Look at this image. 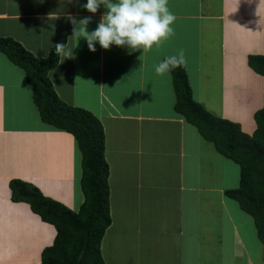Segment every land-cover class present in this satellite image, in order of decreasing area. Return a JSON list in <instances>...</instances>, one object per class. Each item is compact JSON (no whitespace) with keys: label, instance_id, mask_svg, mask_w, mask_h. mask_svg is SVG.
I'll return each instance as SVG.
<instances>
[{"label":"crops","instance_id":"crops-1","mask_svg":"<svg viewBox=\"0 0 264 264\" xmlns=\"http://www.w3.org/2000/svg\"><path fill=\"white\" fill-rule=\"evenodd\" d=\"M86 2L0 0V36L40 59L63 41L72 50L73 56H61L49 77L62 101L90 112L103 125L113 220L106 234L114 227L113 208L132 196L142 205L162 204L181 227L178 237L200 235L201 244L217 249L221 259L229 253L240 264H264L259 235L257 240L255 232V241L243 236L231 219L229 206L238 203L225 193L230 189L227 158L175 110L172 74L159 76L154 69L183 50L194 101L253 135L255 114L264 106V76L249 59L264 57V0H169L175 36L146 54L144 63L142 52L129 55L127 48L104 50L98 44L92 52L83 38L73 37L69 17H92V31L105 11L101 6L92 14L82 7ZM82 161L75 137L42 121L25 72L0 53V264H42L44 250L57 236L55 226L29 204L12 199L11 182L31 184L78 213L85 202ZM233 163L240 185V167ZM184 240L175 253L178 264H201L192 258L200 254L193 247L197 253L183 258ZM225 242L231 243L229 251L222 250ZM105 248L102 242V256L110 264L121 248L118 243Z\"/></svg>","mask_w":264,"mask_h":264},{"label":"trees","instance_id":"trees-1","mask_svg":"<svg viewBox=\"0 0 264 264\" xmlns=\"http://www.w3.org/2000/svg\"><path fill=\"white\" fill-rule=\"evenodd\" d=\"M55 49L56 46L46 59H40L21 43L0 36V53L25 72L42 121L75 137L83 155L81 183L85 202L78 213L73 212L43 196L35 186L20 180L10 184L12 199L29 204L44 222L57 229L53 246L43 252L42 264H105L101 245L113 221L105 132L94 115L67 105L57 95L49 77L61 58ZM249 65L264 76V57H250ZM171 74L176 95L175 110L197 127L220 154L239 165L240 185L225 193L254 219L264 243V106L255 114L257 129L250 136L237 124L213 116L194 101L184 67L174 69Z\"/></svg>","mask_w":264,"mask_h":264},{"label":"rangeland","instance_id":"rangeland-1","mask_svg":"<svg viewBox=\"0 0 264 264\" xmlns=\"http://www.w3.org/2000/svg\"><path fill=\"white\" fill-rule=\"evenodd\" d=\"M224 164L229 169L228 177L226 178V187L235 190L239 187V181L237 182L236 180L238 174L234 168L235 164L229 159ZM233 181H235V185H233ZM40 193L44 196L41 191ZM116 193L117 191H115L114 195ZM131 197L125 199L123 202H119L113 208L114 227L107 232L103 239V244L107 249L113 243H118V248H121V252L117 253L119 257H112L111 255L113 260L109 262L110 264H178L179 256H175V253H177L178 247L183 244V239H185L182 251L184 259L186 255L197 253L192 250V247L200 251V254L197 253L199 257L192 255V258H198L200 261H203L201 264H217L219 259H221L220 254L217 253V249L212 250L213 247L201 244L202 236H196L199 241L193 234L188 237L184 235L178 237L177 234L181 227H179L178 223L174 222L175 219L166 216L162 204L159 205L152 201L150 204L146 203L142 205ZM237 206V208H235L236 206H229L231 219H235L234 221L237 223L240 231L244 233L243 236L247 234L248 237H251L255 241L256 232L258 240V231L254 223L255 221L253 220V222L252 218L251 222L246 225L239 224L244 218L249 220L250 216L240 211L239 204ZM244 213L245 215L243 216ZM218 232L219 229L215 233V238H217ZM223 247L224 249L222 250L229 251L231 249V243L228 242L226 244L225 242ZM251 257H254L253 252L251 253ZM221 260V264L241 263V260L236 259L234 254L229 253L224 254Z\"/></svg>","mask_w":264,"mask_h":264},{"label":"clouds","instance_id":"clouds-1","mask_svg":"<svg viewBox=\"0 0 264 264\" xmlns=\"http://www.w3.org/2000/svg\"><path fill=\"white\" fill-rule=\"evenodd\" d=\"M73 2L75 0H68V3ZM101 6L105 11L95 30H88L92 17L80 20L69 17L74 25L73 37L77 40L83 38L92 52L97 50V44L104 50L116 46L127 48L129 55L142 52L140 59L143 61L146 54L161 48L175 36L176 16L169 8V0H87L82 5L92 14H96ZM55 51L64 58L73 56L72 50L63 44H56ZM186 65L185 53L180 50L175 55L166 56L154 69L157 75L164 76Z\"/></svg>","mask_w":264,"mask_h":264}]
</instances>
